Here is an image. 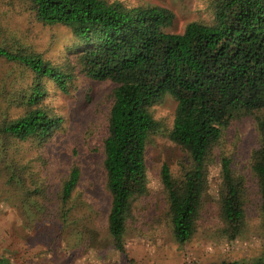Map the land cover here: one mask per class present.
<instances>
[{
	"label": "trees",
	"instance_id": "1",
	"mask_svg": "<svg viewBox=\"0 0 264 264\" xmlns=\"http://www.w3.org/2000/svg\"><path fill=\"white\" fill-rule=\"evenodd\" d=\"M26 1L38 21L71 29L76 39L73 49L86 77L116 84L103 141V168L111 196L107 226L117 250L127 253L125 235L133 203L148 191L147 140L160 127L153 106L168 93L177 100L169 136L192 159L180 177H174L167 164L161 168L166 215L177 243L185 245L196 232L208 190L207 159L238 111L255 115L260 134L251 170L264 219V0H213V22L193 21L180 33L167 30L174 14L159 5L128 8L107 0ZM0 57L32 72V82L12 103L22 107L23 113L0 122V173L25 202L39 195V190H24L25 168L9 155L8 145L11 139L42 144L60 128L63 118L41 104L49 82L67 92L72 74L40 53L0 46ZM80 174L74 165L60 188L56 215L64 224L71 215L65 205ZM221 175V218L232 238H238L246 225L244 177L228 159L222 161ZM41 193L42 199L49 198L46 187ZM0 264L12 263L0 257ZM184 264H264V255Z\"/></svg>",
	"mask_w": 264,
	"mask_h": 264
},
{
	"label": "rangeland",
	"instance_id": "2",
	"mask_svg": "<svg viewBox=\"0 0 264 264\" xmlns=\"http://www.w3.org/2000/svg\"><path fill=\"white\" fill-rule=\"evenodd\" d=\"M107 1L128 8L159 5L170 9L174 14L167 28L170 32H183L193 21L214 20L213 0ZM75 42L69 27L38 21L26 0H0V46L40 53L72 74L67 92L49 82L41 104L63 118L60 128L42 144L11 139L8 145L9 155L25 168L24 190H39V195L24 202V196H19L0 173V257L12 264H184L243 261L264 255V219L251 170L252 152L259 145L260 134L255 115L244 111L235 113L224 136L210 151L206 162L208 190L193 238L185 245L175 240L166 215L161 168L167 164L173 176L180 177L191 167L192 159L169 136L177 108L176 98L169 93L153 106L160 127L147 140L148 191L133 203L125 235L127 253L115 248L107 226L111 196L103 168V141L116 84L85 76L73 49ZM31 82L29 69L0 57V122L6 116L23 113L22 107L12 103ZM223 159L244 177L246 186V225L238 238L229 234L218 204ZM74 165L81 174L65 205L71 208V215L64 224L56 208L60 207V188ZM43 187L49 191L47 199L41 197ZM45 207L50 209L45 211Z\"/></svg>",
	"mask_w": 264,
	"mask_h": 264
}]
</instances>
